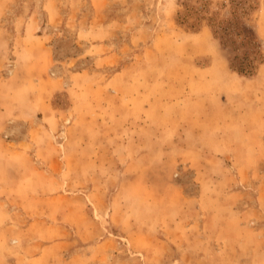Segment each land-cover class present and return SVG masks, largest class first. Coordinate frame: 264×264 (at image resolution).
<instances>
[{
  "label": "rangeland",
  "instance_id": "374dc122",
  "mask_svg": "<svg viewBox=\"0 0 264 264\" xmlns=\"http://www.w3.org/2000/svg\"><path fill=\"white\" fill-rule=\"evenodd\" d=\"M247 58L252 75L238 72ZM0 84L18 113L1 140L48 147L32 169L84 209L56 231L59 212L28 221L0 203V264H264V0H0ZM149 104L192 117L193 130L166 127L143 147L148 132L107 116L143 124L127 112ZM106 120V132L87 131ZM72 128L98 155L83 178ZM19 161L0 169L5 191L47 188L49 175L15 186L33 175Z\"/></svg>",
  "mask_w": 264,
  "mask_h": 264
},
{
  "label": "crops",
  "instance_id": "0c3cea01",
  "mask_svg": "<svg viewBox=\"0 0 264 264\" xmlns=\"http://www.w3.org/2000/svg\"><path fill=\"white\" fill-rule=\"evenodd\" d=\"M1 85V84H0ZM4 85V84H3ZM6 95V94H5ZM24 95V93L22 94ZM32 99V98H31ZM36 99L39 98H33V101H35ZM3 97L0 96V168L1 170H5V171H9L8 167L10 165H13L12 162H20L19 159L21 161H24L25 163H29V165L31 166V169L33 168V166L35 165L34 163V158H37V154L40 153V155L43 156V159L45 158V156L47 155V158L49 157V155L47 154L48 152V147H44L42 145L39 144V142L37 141H29V142H20L17 140H10V141H3L1 140V136H3V134L9 130V123H13L16 121V119H14L13 117L18 116V113L14 114V113H10L9 106H2L3 104ZM5 103H8V97L5 96ZM136 108V107H135ZM145 110L143 111H137L138 109H135L134 112H127V114L131 117V118H136V116H139L140 120L142 121L143 117L146 118V121H144V123L142 124H136L132 122H127L125 124L121 123V120H125V116L126 113H122V112H118L117 114H113L110 111H107V116L108 118H110V116H112L114 119H116V117L119 119V121L116 123L119 127L117 129V131H122V130H130L131 126H134L135 129H143L144 131L148 132V137L147 139H145L147 141L145 143V141L140 142V139L137 141H135L134 143L130 144L128 143L127 148H132V147H142V145L145 146H149L150 148L156 147L153 143H155L156 141L154 140V133L156 131H161L164 130L166 131V127H170L169 131L172 133H176L179 132V128H184L187 127V130L192 131L194 128V126L191 124V122L193 121V118H183L182 114H174L175 111H172L171 109H165V110H160L158 111L157 109H154L153 107L150 106L149 107H145ZM114 112V109H113ZM115 113V112H114ZM158 113H160V116H163V118L165 117V115H168L172 117V120L170 121L173 125H166L165 124V119L162 118V120L160 121L158 119ZM8 114H14L12 116V118H9ZM139 114V115H138ZM173 114V115H172ZM47 115V114H45ZM50 117V116H48ZM175 117V119H174ZM78 120V118H77ZM136 120V119H135ZM110 120H106L103 123L105 124H101V126H97V127H90V129H88L87 131H97L98 129L101 130V132H106L109 125H110ZM137 122V120H136ZM167 122V121H166ZM169 122V123H170ZM113 123V122H112ZM170 123V124H171ZM114 124V123H113ZM195 124V123H194ZM204 125V122L202 120H198L196 126L198 128V130L200 131V128H202ZM33 131H42V128H40L38 125L31 127L30 128ZM77 131L76 128H72V133L71 136L75 137L76 135L73 133L74 131ZM5 131V132H4ZM108 131H111V129H109ZM78 139H71L70 143H72L71 147H76L78 149V147H82L83 150L78 152V150L73 151L71 157H70V162H71V169L73 174H75V178H83L82 175L87 173L88 176L90 174V170H92V164H94V159L96 163H99L97 158L98 155L94 154L93 151H89L90 148L94 147L95 145H92L91 140L88 139V135L86 139H81L79 138V135L76 136ZM51 144V143H50ZM123 147H126V142H123ZM142 144V145H141ZM92 145V146H91ZM141 145V146H140ZM176 146H180V143H176ZM52 148H54L53 153L58 152L59 150L57 149L56 146L54 145H50ZM96 147V146H95ZM172 148V147H171ZM57 149V151H56ZM110 149V148H109ZM111 150H108V152ZM52 153V154H53ZM107 152H103L101 154L102 159L100 160V162L105 161V159L107 157H109V160L112 159V163H118V165H120L121 163L119 162L118 159H116L114 156H111V154L109 153V156H104ZM141 153V152H140ZM60 154V153H59ZM54 156V155H53ZM140 156V155H139ZM139 156L137 157L139 159ZM147 157V156H146ZM42 158V157H40ZM54 160H53V165L56 166L57 171L59 170V165L61 163V159H62V155L60 154L59 156L57 155L54 156ZM136 157H134V159L131 161L130 164L133 165H137L139 164V162H137ZM57 159V160H56ZM146 159V158H145ZM148 162L152 163L153 161V157H148L146 159ZM152 160V161H151ZM40 165L43 164V162H39ZM128 163V162H127ZM82 165H85V168H82ZM121 170V172H123V174H125V169L121 168L120 166H118ZM31 173L33 174L32 176L25 177L24 175L20 178H18L17 176L13 177L15 178V186H16V182L17 183H25L27 181H29L28 179H36L37 180V176H43L44 178L47 177V175L51 176V178L49 179H44V181H46V185L47 188H45L43 191L39 192L37 190H35V188H26V187H20L19 189H12L11 191H5V189H3L2 186H0V195H1V205L7 206L9 209H12L13 211H22V209H24V211L28 212V216H26L27 218L29 217L30 221L32 218H34L30 213L32 212H38V213H42L41 215L43 217H41V222L46 221L47 219L44 218L45 215H49L48 213H57L59 212L60 218H62L61 220H57V222H59L56 226V231H60L61 229H64L63 227H67V224H76V221L79 217V214L81 212V214H83L84 209H79L77 203L79 202V198L77 197V194L72 193V195H69V193L67 191H65V189L63 188V186H58L57 184H59V181L57 178H54L53 174H50L51 171L49 169H47V171L45 172L46 177L44 175V172H42L41 170L38 169V167H35L34 170H31ZM35 173V174H34ZM122 174V175H123ZM139 174L141 175V171H139ZM39 178V177H38ZM6 179V178H5ZM4 179V180H5ZM56 179V180H55ZM55 187V188H54ZM33 198H37L39 199L37 202L31 201ZM45 202V203H44ZM66 202H76V205H70L67 206ZM24 207V208H23ZM83 210V211H81ZM43 218V219H42ZM65 222V223H63Z\"/></svg>",
  "mask_w": 264,
  "mask_h": 264
},
{
  "label": "trees",
  "instance_id": "16d2710c",
  "mask_svg": "<svg viewBox=\"0 0 264 264\" xmlns=\"http://www.w3.org/2000/svg\"><path fill=\"white\" fill-rule=\"evenodd\" d=\"M226 45V44H225ZM247 63H242L240 67H238V72L240 74L252 75L254 70V60H249L247 58Z\"/></svg>",
  "mask_w": 264,
  "mask_h": 264
}]
</instances>
